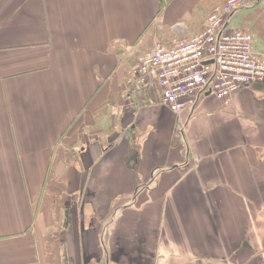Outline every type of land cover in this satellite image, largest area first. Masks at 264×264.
Masks as SVG:
<instances>
[{
  "label": "crops",
  "instance_id": "crops-1",
  "mask_svg": "<svg viewBox=\"0 0 264 264\" xmlns=\"http://www.w3.org/2000/svg\"><path fill=\"white\" fill-rule=\"evenodd\" d=\"M217 1L0 0V264H264V81L177 117L134 71Z\"/></svg>",
  "mask_w": 264,
  "mask_h": 264
},
{
  "label": "built area",
  "instance_id": "built-area-1",
  "mask_svg": "<svg viewBox=\"0 0 264 264\" xmlns=\"http://www.w3.org/2000/svg\"><path fill=\"white\" fill-rule=\"evenodd\" d=\"M248 3L215 4L198 33L170 46L155 43L140 58L134 71L155 75L162 103L177 117L194 105L199 93L227 100L253 82L264 81V54L254 51L251 33L227 28L230 15ZM183 128L180 124L179 130Z\"/></svg>",
  "mask_w": 264,
  "mask_h": 264
},
{
  "label": "rangeland",
  "instance_id": "rangeland-1",
  "mask_svg": "<svg viewBox=\"0 0 264 264\" xmlns=\"http://www.w3.org/2000/svg\"><path fill=\"white\" fill-rule=\"evenodd\" d=\"M218 1H221V3H223V2H225L226 0H218ZM217 1V2H218ZM238 26V22H237V17L236 16H234L233 18H232V20H231V22L229 23V28L230 29H236V28H239V27H237Z\"/></svg>",
  "mask_w": 264,
  "mask_h": 264
},
{
  "label": "trees",
  "instance_id": "trees-1",
  "mask_svg": "<svg viewBox=\"0 0 264 264\" xmlns=\"http://www.w3.org/2000/svg\"><path fill=\"white\" fill-rule=\"evenodd\" d=\"M250 1H252V0H250Z\"/></svg>",
  "mask_w": 264,
  "mask_h": 264
}]
</instances>
